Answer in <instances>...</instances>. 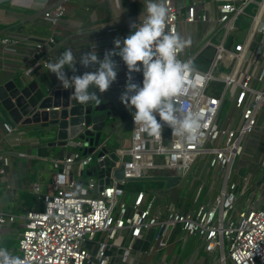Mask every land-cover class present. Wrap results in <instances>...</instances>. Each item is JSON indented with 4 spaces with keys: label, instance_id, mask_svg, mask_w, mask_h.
<instances>
[{
    "label": "built area",
    "instance_id": "2783aa9c",
    "mask_svg": "<svg viewBox=\"0 0 264 264\" xmlns=\"http://www.w3.org/2000/svg\"><path fill=\"white\" fill-rule=\"evenodd\" d=\"M70 1L56 0L38 15L56 28ZM178 1L183 6L163 0L169 13L165 31L188 40L194 36L192 27L200 26L202 36L196 48L186 55L181 51L178 58L192 60L203 81L173 100L179 118L191 114L197 119L195 138L176 137L166 123L161 137L154 138L134 124L130 113L112 126L129 125L128 147L119 140L118 147H109L107 134L84 155V142L69 140L65 148L71 151L52 159L56 173L49 193L41 197L43 207L17 214L0 211V247L25 264H132L142 252L135 249L136 240L151 230H158L155 250L169 246L179 230L183 241L198 238L213 256L205 264H264V0ZM142 8L141 2L140 16ZM0 42L5 51H13L10 38ZM28 42L36 58L26 74L48 70L46 46L54 38ZM18 128L11 121L0 122L6 136ZM103 149L108 153L99 156ZM110 153L118 159L114 168L123 166L124 181L110 177L99 186L97 173L84 177ZM8 165L9 159L1 157L0 177ZM260 171L263 184L255 185ZM168 177L179 178L178 186L188 191L187 207L181 208L182 199L169 200L166 189L143 187L134 194L125 189L132 181ZM12 228L17 244L7 247L3 235Z\"/></svg>",
    "mask_w": 264,
    "mask_h": 264
},
{
    "label": "crops",
    "instance_id": "0c3cea01",
    "mask_svg": "<svg viewBox=\"0 0 264 264\" xmlns=\"http://www.w3.org/2000/svg\"><path fill=\"white\" fill-rule=\"evenodd\" d=\"M185 1L187 3L191 0ZM55 2L56 0H16L0 6V40L4 37L10 38L9 46L13 48V51H5L0 42V84L10 80L18 81L20 78L28 82H55L54 74L49 70L35 69L26 74V70L36 58L28 39L37 41L54 38L53 44L46 46L50 62H54L66 49H70L78 60L85 52L97 51L98 55H103L106 50L112 49L114 38H122V33L127 35L132 30L130 25L140 17L141 0H71L66 5L65 15L56 28H53L38 13ZM175 3L179 7L184 4L178 0H175ZM199 10L200 7L196 10L197 14ZM246 27V20H242L241 30ZM192 28L194 36L189 37L191 43L182 50L183 55L196 48L202 38L200 26ZM242 35L243 31L237 34V40H240ZM4 120L10 121L0 108V122ZM121 124L108 131V144L111 148L118 147V140L123 146H129V125ZM18 129L19 131L11 136L4 135L0 130V158L5 156L9 159L6 175L0 177V211L14 214L27 211L23 205L25 198L32 202L31 208L34 209V196L41 198L49 193L50 181L56 173L52 159L61 158L71 151L51 146L50 142L53 140L42 138L36 125L19 126ZM90 173H95L94 166L87 169L84 177H88ZM158 180L163 183L162 189H166L165 195L169 200L179 202L182 199L181 208L188 206L185 203L188 194L185 188L178 185L166 188L164 181ZM152 185L143 187L154 192L162 190ZM157 233L158 230L147 231L143 238L136 240L135 249L142 252L138 253L132 264H205L208 258H213L204 252L198 238L192 237L183 241L179 230H175L171 235L169 246L155 250ZM17 239L18 234L13 228L5 231L3 235L7 247H15Z\"/></svg>",
    "mask_w": 264,
    "mask_h": 264
},
{
    "label": "clouds",
    "instance_id": "9594fccd",
    "mask_svg": "<svg viewBox=\"0 0 264 264\" xmlns=\"http://www.w3.org/2000/svg\"><path fill=\"white\" fill-rule=\"evenodd\" d=\"M142 15L122 38H114L113 48L98 55L85 52L77 60L70 49L63 51L46 68L55 75L64 90H71L78 104L100 103L101 93L107 91L118 75V61L127 68L120 102L131 110L135 125L141 126L154 138H160L166 123L173 135L190 141L197 132V119L191 114L177 115L175 97L189 87L202 83L203 76L194 71L192 60H181L178 54L191 43L178 33L166 32L169 13L163 0H141ZM86 69L79 71L76 65ZM67 66V68H66ZM69 70L73 74L69 75ZM142 79L135 82L133 73ZM95 89V90H93ZM0 264H25L20 257L0 247Z\"/></svg>",
    "mask_w": 264,
    "mask_h": 264
},
{
    "label": "water",
    "instance_id": "95a60500",
    "mask_svg": "<svg viewBox=\"0 0 264 264\" xmlns=\"http://www.w3.org/2000/svg\"><path fill=\"white\" fill-rule=\"evenodd\" d=\"M16 0H0V6ZM102 56V55H101ZM118 61V75L109 89L100 95V103L95 101L87 104L75 102L70 92L61 85L54 83H38L36 80L7 81L0 84V108L10 121L19 126L36 125L42 138L53 140L51 146L65 148L69 140H81L85 148L81 152L91 154L111 130L115 122H125L131 113L119 100L124 90L127 68ZM79 71L86 69L76 65ZM73 74L69 70V75ZM135 82L139 83L142 75L133 73ZM95 90V89H93ZM103 149L99 156L107 154ZM118 161L114 153H110L103 162L95 166L99 186L107 185L112 177L117 182L124 181L123 166L115 167ZM92 173L88 174L89 176ZM105 177L104 180H102ZM166 188L179 183V178H163ZM34 209L43 207V202L34 196Z\"/></svg>",
    "mask_w": 264,
    "mask_h": 264
},
{
    "label": "trees",
    "instance_id": "16d2710c",
    "mask_svg": "<svg viewBox=\"0 0 264 264\" xmlns=\"http://www.w3.org/2000/svg\"><path fill=\"white\" fill-rule=\"evenodd\" d=\"M153 184L152 187L156 189H162L163 183L159 180L153 179V180H146V181H132L129 182L126 186L125 189L128 193L134 194L138 190H141L144 185H149ZM23 205L25 206L26 210L32 209V202L28 200V198H25L23 201Z\"/></svg>",
    "mask_w": 264,
    "mask_h": 264
},
{
    "label": "rangeland",
    "instance_id": "374dc122",
    "mask_svg": "<svg viewBox=\"0 0 264 264\" xmlns=\"http://www.w3.org/2000/svg\"><path fill=\"white\" fill-rule=\"evenodd\" d=\"M251 11V10H250ZM210 55H211V53H209ZM262 174V172L260 171V172H258L257 173V175H256V177H255V179H254V184L256 185V184H259V185H262L263 183H260L259 182V180H261V177H260V175ZM262 181H264V178H262Z\"/></svg>",
    "mask_w": 264,
    "mask_h": 264
}]
</instances>
